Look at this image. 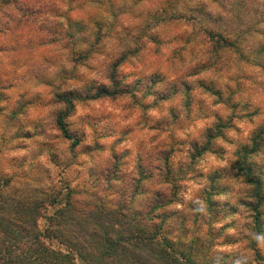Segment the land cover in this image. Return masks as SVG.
I'll use <instances>...</instances> for the list:
<instances>
[{
    "label": "rangeland",
    "instance_id": "374dc122",
    "mask_svg": "<svg viewBox=\"0 0 264 264\" xmlns=\"http://www.w3.org/2000/svg\"><path fill=\"white\" fill-rule=\"evenodd\" d=\"M53 1L46 30L0 20V183L54 187L49 213L69 191L146 211L166 188L171 214L192 207L178 237L210 248L196 247L202 264H264L251 251L264 260V234L243 241L245 197L225 178L264 125V0ZM159 148L173 149L166 171ZM253 161L264 168V148Z\"/></svg>",
    "mask_w": 264,
    "mask_h": 264
},
{
    "label": "trees",
    "instance_id": "16d2710c",
    "mask_svg": "<svg viewBox=\"0 0 264 264\" xmlns=\"http://www.w3.org/2000/svg\"><path fill=\"white\" fill-rule=\"evenodd\" d=\"M10 6L18 7L10 10ZM55 7L53 0H0V20L12 19L8 25L24 26L22 30L26 33L30 31L27 24L40 19L38 30L43 31L48 24L52 27L56 23V17L51 16ZM6 30L5 27L1 33ZM122 59L124 56L113 64ZM97 95L105 97L110 92L104 89ZM64 117H58L57 125L64 137L72 140L65 129ZM77 145V142L73 143V147ZM263 148L264 125L253 135L248 148L238 154L235 163L225 171L226 179L241 184L245 197L242 205L251 236H243V241L264 234V168L253 161ZM172 152L173 149L168 148L153 150L163 163L164 171ZM156 178H160L158 184L163 183L160 174ZM10 183L9 180L0 183L2 190L9 189L8 193L0 192V264H202L196 247L210 250L197 238L185 243L178 237L184 225L190 227L193 224L183 215L185 213L187 217L192 207L184 206L183 210L171 214L169 210L175 203L176 193H166V188L153 194L146 211L130 210L134 196H129V203L128 199L114 203L95 194L69 191L65 204L49 213L61 203V192L53 187L19 193L10 187ZM74 196H78L80 202H73ZM41 220H45L44 226H40ZM177 223L180 225L176 228L174 224ZM251 251L255 259L264 261L256 245ZM203 264L211 263L204 260ZM233 264H238L236 256Z\"/></svg>",
    "mask_w": 264,
    "mask_h": 264
}]
</instances>
